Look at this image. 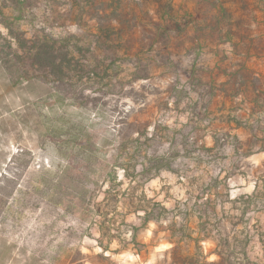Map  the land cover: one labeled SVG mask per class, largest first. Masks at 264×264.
I'll return each mask as SVG.
<instances>
[{
	"label": "rangeland",
	"instance_id": "1",
	"mask_svg": "<svg viewBox=\"0 0 264 264\" xmlns=\"http://www.w3.org/2000/svg\"><path fill=\"white\" fill-rule=\"evenodd\" d=\"M220 2L0 0V264H264V118L200 23L264 0ZM43 42L62 72L21 49Z\"/></svg>",
	"mask_w": 264,
	"mask_h": 264
},
{
	"label": "crops",
	"instance_id": "2",
	"mask_svg": "<svg viewBox=\"0 0 264 264\" xmlns=\"http://www.w3.org/2000/svg\"><path fill=\"white\" fill-rule=\"evenodd\" d=\"M185 2L178 6L184 8ZM175 3V0H154L161 17L165 16L166 10L174 13L178 7ZM218 4L217 8H210L217 12L228 9L230 5L224 1ZM200 6L203 11H208L204 2ZM238 8L241 11L242 8ZM202 20L204 22L200 23L205 26V67L222 69L218 81H222L224 86L233 80L240 101L238 105L243 110L248 105L250 116L257 123L264 118V48L258 45L259 41H264V13L263 16H232L225 19L218 15L214 19L205 16ZM243 110L239 108V112Z\"/></svg>",
	"mask_w": 264,
	"mask_h": 264
},
{
	"label": "trees",
	"instance_id": "3",
	"mask_svg": "<svg viewBox=\"0 0 264 264\" xmlns=\"http://www.w3.org/2000/svg\"><path fill=\"white\" fill-rule=\"evenodd\" d=\"M21 49H23V53H25L28 57L34 59V61L38 65L43 66L46 69H50L54 73L62 72V68L59 66L57 67L56 62L53 59L52 52H51L52 46L47 44V42H43V46L38 47L33 51L30 50V48H25L24 44H21ZM112 187L113 185H110V187L105 190L104 200L106 201L110 200V197H118L117 195L115 196V194L110 195L112 193ZM134 210L136 211L137 215H138V212L140 211L143 212V216H138V217L141 220H143L144 223H147L152 220V218H150L149 212H147L145 208H142V206H134ZM100 213H101L100 214L101 221H100L98 231L102 236L107 235V237H112L110 234V225H109V220H107V214L104 211H100ZM136 232H137V228H133L132 237H131L133 242L136 240ZM262 239L263 238H261V242L263 241ZM101 248L104 251L108 250V246H102V244H101ZM217 256L219 257V260L217 262H211L208 264H229L224 254L218 253ZM78 264H82L81 259L78 260Z\"/></svg>",
	"mask_w": 264,
	"mask_h": 264
}]
</instances>
